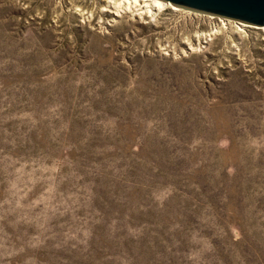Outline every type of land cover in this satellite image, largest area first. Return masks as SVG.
I'll list each match as a JSON object with an SVG mask.
<instances>
[{"label":"rangeland","instance_id":"374dc122","mask_svg":"<svg viewBox=\"0 0 264 264\" xmlns=\"http://www.w3.org/2000/svg\"><path fill=\"white\" fill-rule=\"evenodd\" d=\"M131 2L0 0V264H264L262 27Z\"/></svg>","mask_w":264,"mask_h":264},{"label":"water","instance_id":"95a60500","mask_svg":"<svg viewBox=\"0 0 264 264\" xmlns=\"http://www.w3.org/2000/svg\"><path fill=\"white\" fill-rule=\"evenodd\" d=\"M175 7L264 28V0H162Z\"/></svg>","mask_w":264,"mask_h":264},{"label":"bare ground","instance_id":"6f19581e","mask_svg":"<svg viewBox=\"0 0 264 264\" xmlns=\"http://www.w3.org/2000/svg\"><path fill=\"white\" fill-rule=\"evenodd\" d=\"M124 1L125 2L128 1L129 3L131 1L134 2L135 5H136L135 7L141 6L137 10H135L136 13H132V14H135V15H139L140 18L143 17L144 15H149V12H152L153 10H156V9L160 10V9H162L164 7H171L172 9L178 10V11L182 10V9H179V8L175 7L174 5H172V4L168 3V2H164L162 0H124ZM132 2H131V4H132ZM111 3L113 5L109 6V8L106 11H108L109 13H111L114 16V18H113L114 20H116V18L123 17L124 14L130 12V8L129 7L125 6L123 9H121L122 7L120 8L122 2L118 3L116 1H114V2H111ZM131 7H132V5H131ZM144 8H148V10L147 11L143 10ZM226 20H228V19H226ZM221 21H224V20H221ZM239 24H241V25H243L245 27L248 26L247 24H244V23H239ZM261 30L264 31V28H261ZM190 50H193V48H190Z\"/></svg>","mask_w":264,"mask_h":264}]
</instances>
